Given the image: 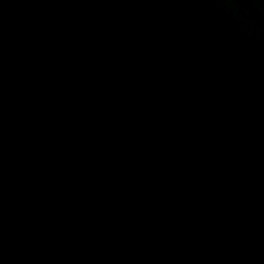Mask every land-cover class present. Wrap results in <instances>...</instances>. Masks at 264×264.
I'll return each mask as SVG.
<instances>
[{"label":"water","instance_id":"1","mask_svg":"<svg viewBox=\"0 0 264 264\" xmlns=\"http://www.w3.org/2000/svg\"><path fill=\"white\" fill-rule=\"evenodd\" d=\"M0 264H264V0H0Z\"/></svg>","mask_w":264,"mask_h":264}]
</instances>
